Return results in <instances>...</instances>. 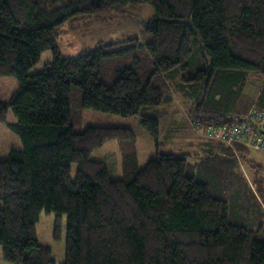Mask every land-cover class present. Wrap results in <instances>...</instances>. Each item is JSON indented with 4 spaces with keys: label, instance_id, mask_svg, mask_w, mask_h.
Returning <instances> with one entry per match:
<instances>
[{
    "label": "trees",
    "instance_id": "1",
    "mask_svg": "<svg viewBox=\"0 0 264 264\" xmlns=\"http://www.w3.org/2000/svg\"><path fill=\"white\" fill-rule=\"evenodd\" d=\"M134 3L155 12L142 36L101 41L75 57L61 51L65 24ZM46 50L53 60L30 75ZM194 63L202 65L195 73ZM181 71L194 75L182 79L200 92L190 115L201 127L237 120L233 109L253 75L263 84L255 105L264 109V0H0V75L20 82L10 101L0 100V122L8 123L11 107L17 121L10 128L24 145L0 161V245L8 262L57 264L38 238L45 210L58 214L57 235L67 214L66 264H264V201L250 184L263 216L250 215L247 226L233 195L191 172L189 152L160 151L139 167L130 127L75 130L71 93L80 88L84 107L139 114L158 139L160 120L144 113L174 100L170 80ZM116 139L124 153L118 179L91 154ZM206 144L204 153L232 168L251 150Z\"/></svg>",
    "mask_w": 264,
    "mask_h": 264
},
{
    "label": "rangeland",
    "instance_id": "2",
    "mask_svg": "<svg viewBox=\"0 0 264 264\" xmlns=\"http://www.w3.org/2000/svg\"><path fill=\"white\" fill-rule=\"evenodd\" d=\"M154 16L155 12L152 6L147 3H134V5L122 6L107 14L65 24V33L59 37L58 44L65 55L75 57L83 49L95 47L101 41L124 39V37H135V35L142 36L144 23ZM192 46L193 58L198 59L200 46L195 42H193ZM53 57L54 54L51 50L44 51L41 59L32 67L29 74L32 75L43 71L46 65L53 60ZM193 66V73H195L197 68L202 67L200 63H194ZM184 75L187 78L194 76L191 72L184 73L181 71L176 73V76L170 80L173 86V93L175 94L172 102L163 103L161 107L156 109L150 108L144 113L160 120L161 135L158 139L143 126L141 122L143 117L139 114L123 116L118 113L102 112L94 108L84 107L80 88H74L71 93L76 132H81L82 129L92 125L130 127L136 134L135 141L139 167L146 165L160 151L176 152L178 154L189 152L191 154L189 157L190 162L195 166L191 172L197 174L198 179L211 184L216 191L222 194V191H224L225 195H233L234 204L237 202L240 204L239 212L245 218V221L242 219L244 225H250L246 221L251 219L250 215H253L259 221L263 215L261 214L260 206L257 205L258 200L251 190L259 191L261 194L259 199L264 201V193L262 191L264 190V150L250 148V155L245 157L242 162L244 166H251L252 172L244 171L250 183L245 180L242 167L232 168L230 160L208 152L204 153L202 147L205 146V143L202 141H207V138L203 135V129L194 125L190 115V110L197 105L196 101L200 96V92L191 86L194 80L186 81L182 79ZM249 78L244 87V94L251 99V103L245 109L246 111L256 104L263 86L261 84L262 79L256 75ZM19 86L20 82L16 76L0 75V100L10 101L19 90ZM16 121L17 117L10 107L8 123L0 122V161L6 159L12 149H24L21 136L10 128V124ZM91 154L93 159L102 160L108 165L112 178L123 177L124 153L122 143L119 140H106L102 147L94 149ZM202 154L204 155L201 156ZM198 158L199 161L196 162ZM252 160L262 164L263 167L260 168L255 166V164L252 166ZM72 167V178H75L78 171L77 164H73ZM240 188L242 189L239 191ZM261 188L263 189L260 190ZM2 207L3 205L0 202V208ZM40 215L41 217L36 225L40 242L52 249V256L57 261V264H66L67 214L62 215L61 229L58 235L56 234L58 214L54 212L47 213L43 210ZM0 264H15L8 262L4 258L2 245H0Z\"/></svg>",
    "mask_w": 264,
    "mask_h": 264
},
{
    "label": "built area",
    "instance_id": "3",
    "mask_svg": "<svg viewBox=\"0 0 264 264\" xmlns=\"http://www.w3.org/2000/svg\"><path fill=\"white\" fill-rule=\"evenodd\" d=\"M244 117L243 121L237 119L232 123L201 127L198 121H194V125L203 129L206 138L223 141L231 148L236 149L235 145L241 144L254 150H264V109L254 105Z\"/></svg>",
    "mask_w": 264,
    "mask_h": 264
},
{
    "label": "crops",
    "instance_id": "4",
    "mask_svg": "<svg viewBox=\"0 0 264 264\" xmlns=\"http://www.w3.org/2000/svg\"><path fill=\"white\" fill-rule=\"evenodd\" d=\"M250 103H251V99L247 98V96H245V94L243 92L242 97L238 100V104L233 109V113H235L236 117H238V116H241V117L246 116V114H247L246 112L247 111L245 109L250 106ZM243 110H245L246 112L243 111ZM243 112H245V113H243ZM202 142L205 143L204 144L205 146L207 145L206 144L207 141H202ZM217 151H219V150L217 149ZM249 155H250V151L247 154V156H249ZM241 166H242L243 171H245V172L246 171H250V168L248 166H246V165L244 166L243 164H241Z\"/></svg>",
    "mask_w": 264,
    "mask_h": 264
},
{
    "label": "water",
    "instance_id": "5",
    "mask_svg": "<svg viewBox=\"0 0 264 264\" xmlns=\"http://www.w3.org/2000/svg\"><path fill=\"white\" fill-rule=\"evenodd\" d=\"M237 119H239V120L243 121V120L245 119V117H244V116H243V117H241V116H238V117H237Z\"/></svg>",
    "mask_w": 264,
    "mask_h": 264
}]
</instances>
